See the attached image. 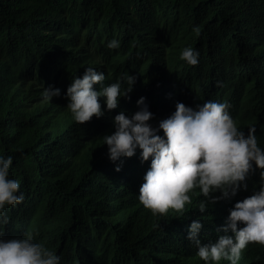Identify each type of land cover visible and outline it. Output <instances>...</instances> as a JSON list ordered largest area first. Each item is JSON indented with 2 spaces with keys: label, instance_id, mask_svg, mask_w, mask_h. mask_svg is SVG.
Segmentation results:
<instances>
[{
  "label": "trees",
  "instance_id": "obj_1",
  "mask_svg": "<svg viewBox=\"0 0 264 264\" xmlns=\"http://www.w3.org/2000/svg\"><path fill=\"white\" fill-rule=\"evenodd\" d=\"M113 38L120 47L109 49ZM185 46L199 50L198 64L179 58ZM87 66L105 73L104 84L124 73L136 79L116 109L80 124L64 93ZM48 85L61 95L45 100ZM141 96L153 124L177 101H227L264 148V0H0V153L13 157L9 174L25 196L7 206L5 238L32 232L61 264H204L188 225L201 219L199 238L214 241L229 208L259 187V170L247 190L203 214L196 190L183 213L154 216L137 199L149 161L137 149L113 162L100 138ZM238 264H264V245L250 243Z\"/></svg>",
  "mask_w": 264,
  "mask_h": 264
},
{
  "label": "clouds",
  "instance_id": "obj_2",
  "mask_svg": "<svg viewBox=\"0 0 264 264\" xmlns=\"http://www.w3.org/2000/svg\"><path fill=\"white\" fill-rule=\"evenodd\" d=\"M193 31L199 34V26L194 25ZM107 47L119 48L120 41L113 38ZM199 55L192 46L179 52V58L189 65L198 64ZM135 79L124 73L115 82L104 84L105 73L87 66L82 76H73L67 86L65 106L77 123L83 124L93 116L99 118L105 110L118 107L119 99L132 91ZM121 81L127 87L122 88ZM41 95L51 100L60 96L61 90L48 85ZM145 100L139 97L130 115L118 112L112 118L114 130L100 138L113 162L132 157L137 149L141 162L149 161L137 199L154 216H163L169 209L183 213L196 190L203 197L196 205L203 214L209 205L230 199L238 190H247V178L259 170V187L229 208L214 241L202 243L199 238L201 219H193L188 225L187 239L204 264H218L221 260L238 264L250 243L264 245V148L258 143L255 127L245 133L230 114V104L216 100H204L195 107L177 101L173 111L153 124L154 114ZM12 161L11 155L0 153V225L9 220L7 206L25 198L19 191L20 181L10 177ZM61 259L43 242L36 241L32 232L5 238L0 231V264H61Z\"/></svg>",
  "mask_w": 264,
  "mask_h": 264
}]
</instances>
